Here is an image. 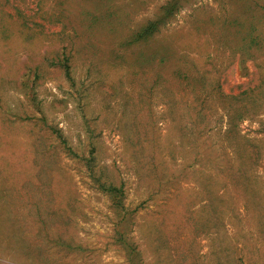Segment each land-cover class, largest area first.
Segmentation results:
<instances>
[{
    "label": "rangeland",
    "instance_id": "rangeland-1",
    "mask_svg": "<svg viewBox=\"0 0 264 264\" xmlns=\"http://www.w3.org/2000/svg\"><path fill=\"white\" fill-rule=\"evenodd\" d=\"M0 264H264V0H0Z\"/></svg>",
    "mask_w": 264,
    "mask_h": 264
},
{
    "label": "trees",
    "instance_id": "trees-1",
    "mask_svg": "<svg viewBox=\"0 0 264 264\" xmlns=\"http://www.w3.org/2000/svg\"><path fill=\"white\" fill-rule=\"evenodd\" d=\"M155 28H156V23H150L143 29L142 32L139 33V36L147 37L153 33ZM64 67H65V72H66L67 77L71 79L70 67L67 62L64 63ZM107 190L110 192H113V191H118L119 189H117L116 187H111Z\"/></svg>",
    "mask_w": 264,
    "mask_h": 264
}]
</instances>
